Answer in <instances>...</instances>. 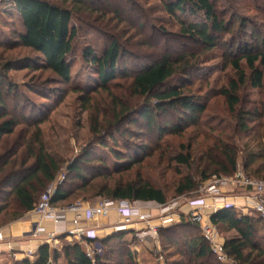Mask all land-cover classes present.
Segmentation results:
<instances>
[{
    "label": "rangeland",
    "instance_id": "374dc122",
    "mask_svg": "<svg viewBox=\"0 0 264 264\" xmlns=\"http://www.w3.org/2000/svg\"><path fill=\"white\" fill-rule=\"evenodd\" d=\"M48 1L75 12L81 10L73 19L80 33L71 56L72 82L69 85L45 70L39 55L13 45L18 41L14 31L21 29V25L10 7V1L0 3V66L6 73L1 84L5 103L2 105L0 102V126L6 120L14 122L12 132L2 136L0 141V209L5 208L0 215V231L4 235L11 224L38 217L32 212L13 220L14 214L20 210L12 199H6V189L3 187V182L12 173L16 174L33 164L28 157V146L31 142L34 145L38 133L45 151L62 164L53 184L61 183L64 175L66 177L60 185L67 182L69 165L76 160L81 161L87 154H91L88 162H94V165L84 166V183H87V187L83 188L78 181H68L72 196L56 208L79 202L91 205L95 186H114L119 181L140 180L164 191L167 198L165 206L178 204L173 212L181 218L175 220L190 222L184 215L185 206L189 200L202 196L201 187L198 192L177 196L176 190L182 178L191 177L197 183H202L203 172L210 175L209 181L219 178L215 173L219 169L210 164V155L215 154L218 161H223L218 158L221 142L238 149L237 169L245 173L247 152H256L258 146L264 144V80L261 89H254L250 83L240 88V103L235 107V112L230 110L226 98L221 94L231 81L237 79L229 62L240 56L237 53L239 44H254L256 38L264 41V0H211L219 20L225 22L229 30L217 35V47L213 51H207L202 45L180 34L178 18L191 23L201 22L203 17L200 15L193 20L188 15H179L178 18L170 16L165 11L167 0H87L88 8L84 9L65 0ZM113 41H117L123 51L119 63L120 74L107 85L108 89L99 88L93 79L96 73L83 60L82 54L85 48L90 47L101 55ZM263 48L261 46L260 51L264 52ZM166 55L173 60L186 56L189 71L179 72L170 81V86H177L183 89L186 96L202 100L205 112L194 126L179 113L159 114L157 128L150 130L138 115L139 106L145 98L134 93L133 78L141 66ZM8 64L12 69L6 72L5 66ZM256 66L264 72L261 61ZM241 68L249 78L251 72L246 61L241 62ZM123 105L129 108L130 113L117 123L116 117L121 116ZM255 110L261 118L256 117L252 122L245 120L243 124L247 132L242 131L238 116ZM6 113L9 115L7 119L4 118ZM111 135L113 137L109 138ZM102 143L112 149L100 148L99 144ZM115 152L120 153L119 156L122 160L126 159V163L118 164L113 157ZM179 156H190V165L177 163L175 160ZM130 157L141 161L128 170L130 164L127 159ZM98 159L106 161L111 178L98 177V174H105L103 171L95 172ZM116 170L119 173H115ZM250 172L248 174L252 175ZM235 195L246 197V192H235ZM237 211L246 216L251 213L253 217H259L255 212L241 207ZM205 219L208 221V213ZM259 228L258 243L264 249V224ZM218 234L220 248L227 239L237 236L234 231L220 229ZM196 235L199 233L190 228L177 230L173 237L176 246L167 248L166 241L159 240L157 229L155 236L160 246L154 244L144 264H158L161 261L163 264H236L231 260L221 261L215 252L216 259L197 261L186 250V242ZM4 237L0 245H9L10 240ZM89 248L94 256L95 245ZM126 248V242L115 241L108 249L115 256L125 257ZM9 254L14 255L12 252ZM255 258L254 264H264L263 259ZM116 261L114 259L110 264H117ZM11 263L16 264L14 259Z\"/></svg>",
    "mask_w": 264,
    "mask_h": 264
},
{
    "label": "trees",
    "instance_id": "16d2710c",
    "mask_svg": "<svg viewBox=\"0 0 264 264\" xmlns=\"http://www.w3.org/2000/svg\"><path fill=\"white\" fill-rule=\"evenodd\" d=\"M10 7L17 15L21 29L15 30L14 35L17 42L14 46L22 47L39 55L42 61V66L45 70L50 71L62 83L69 85L72 82V62L71 56L74 53L75 42L79 36L80 29L73 24V19L76 13L70 8H65L51 3L48 0H9ZM71 2L80 9L88 8L87 0H65ZM165 11L173 17L188 15L195 20L200 15L203 20L200 22L186 23L180 21V34L182 37L188 38L190 41L202 45L207 51H213L217 47V35L227 33L228 28L226 23L219 20L217 10L211 0H167L165 3ZM256 43L239 44L237 53L239 57L230 60L231 67L235 70L237 79L229 83V87L221 92L226 98L229 108L235 112V107L239 105L240 100L238 93L240 88L250 83L254 89H261L263 86L264 72L257 67V62L261 61L264 67V52L260 51V47L264 46V41L256 38ZM264 50V48H263ZM260 51V52H259ZM122 48L117 41H113L111 45L101 55L93 48L87 47L83 51V60L87 62L88 66L94 69L96 76L93 78L97 82L99 88L108 89L107 85L114 81L120 74L119 63L122 58ZM173 60L169 55L160 57L157 61L151 64L141 66L139 71L133 78L134 93L145 101L139 106V117L145 122L148 129L157 128V117L159 114L169 115L170 113H179L186 118V122L190 125H197L201 116L205 112V106L202 100L196 97L186 96L183 89L177 86H170L172 81L179 72L189 71L188 61L186 56H181ZM246 61L250 69V77H247L245 71L241 68V62ZM11 64L5 66L6 72L11 70ZM6 73L2 71L0 66V102L5 103L3 99L2 81ZM12 88V86L10 87ZM88 90V88H85ZM85 90V91H86ZM80 91V90H79ZM0 103V104H1ZM121 116L116 117L117 123L121 118H124L130 113V110L125 105L121 106ZM258 112H247L246 115L240 114L238 120L242 125V131L247 132L245 120L255 121V118H261ZM5 119L9 118L7 113ZM14 122L6 120L0 126V141L2 136L12 132ZM176 130H180L176 128ZM113 137L112 135L109 136ZM39 133L35 135V143L31 142L28 146L29 158L33 160V164L19 171L12 173L3 182L5 190L4 195L6 199H12L19 208L20 212L14 214L13 220L22 218L25 214L32 213L38 205L41 195L46 191L50 184L56 181L58 174L62 169V164L59 163L53 156L48 154L40 140ZM116 139L115 137L113 138ZM38 143V144H37ZM37 145V146H36ZM117 145V144H116ZM100 148H111L106 143L99 144ZM219 157L223 161H218L215 154H211V162L213 166L217 167L215 173L219 176L233 177L237 172L238 167V149L231 144L221 142L218 146ZM259 150L247 152V160L245 163V173L247 177L264 181V144L258 146ZM112 149V148H111ZM120 153H113L118 164L126 163V159L122 160ZM91 154H87L81 161H74L67 169V182H81L82 187H87L84 179V166L94 165V162H88ZM90 161V160H89ZM129 170L132 166L139 164L140 159L130 157L127 159ZM180 165L189 166L190 156H179L175 160ZM106 161L98 159L96 161V173L103 171L105 174H98V177L111 178L112 174L106 166ZM127 164V165H128ZM256 164H259L256 168ZM100 165V167H99ZM121 165V164H120ZM126 165V164H125ZM249 170L251 174L249 175ZM115 173H119L116 170ZM202 183H197L191 177L182 178L176 190L177 196H184L198 192L210 179V175L202 173ZM64 182L59 185L53 197L52 203L54 206L62 204L69 200L72 192L69 190V185ZM89 187V186H88ZM93 187V186H92ZM95 192L91 198L93 202L101 200L114 201H129L132 203H152L165 206L167 198L163 190L154 187L151 183L136 181L124 182L119 181L114 186L104 184L100 187L93 188ZM4 200L5 202L7 200ZM60 206V208H67L72 206ZM5 211V208L0 209V215ZM211 223L219 230L227 232H236L237 236L227 239L222 246V252L227 258L236 264H254L255 257L264 260V249L258 243L260 225L264 224V219L261 217H253L250 215H243L234 208L222 209L211 216ZM193 229L199 233L186 242L187 252L197 261H212L216 259L212 245L202 234L199 225L193 222H181L171 227L160 228L158 234L159 240L166 241V247L176 246V240L173 239L176 231L181 229ZM126 232H120L113 237L107 238L103 241L88 240V244L95 245V253L93 258L88 256L81 246L75 244L70 245L64 249L65 264H110L114 259L117 264H136L132 253L126 248L125 257L114 255L109 250L111 243L123 242ZM160 240V241H161ZM161 241V242H162ZM163 241V242H164ZM183 254V253H181ZM255 254L257 256H255ZM168 257V256H166ZM61 256L59 253H53L49 245H44L38 251V259L35 261L25 260L16 264H58ZM168 259V258H167ZM221 262V261H220ZM222 263V262H221Z\"/></svg>",
    "mask_w": 264,
    "mask_h": 264
},
{
    "label": "built area",
    "instance_id": "2783aa9c",
    "mask_svg": "<svg viewBox=\"0 0 264 264\" xmlns=\"http://www.w3.org/2000/svg\"><path fill=\"white\" fill-rule=\"evenodd\" d=\"M4 1L5 0H0V3ZM65 177V175L62 177L61 183ZM61 183L53 184L48 188L40 198L34 213L42 219L53 221L55 224L64 222L66 220V215L69 213L74 214V234L78 236L82 242H86L85 239L97 240L94 231H87L81 227L80 222L83 220L91 221L98 217H107L110 212L116 211L123 218V223L114 228L117 232L127 230L135 221L146 223L152 220V215L146 213L140 204L129 201L101 200L91 207L84 202H79L70 207L58 209L53 205L52 200ZM230 188L234 190L230 191ZM236 189H242L246 192V197H244L245 206L243 209L251 210L264 219V181L251 179L247 177L242 170H238L233 177H215L201 187L200 192L202 196L187 202V205L191 209L190 213L186 216L187 219L199 225L204 237L210 241L213 251L219 256V259L224 262L229 259L222 252V248L218 246L219 234L217 227L209 220L206 221L205 210L208 208V200H213L216 204L223 205L221 209L220 207H215L214 214L222 209L234 208L238 210L239 207L237 204L227 202L228 195L234 194L232 192H235ZM177 205V203L171 206L157 205L156 209L159 211V219L163 222V225H171L175 222V218H178L173 212ZM154 232L157 234L156 229ZM42 234H44V229L36 228L34 236L37 237ZM4 238L3 233L0 231V243L4 242ZM87 254L93 258L90 250L87 251Z\"/></svg>",
    "mask_w": 264,
    "mask_h": 264
},
{
    "label": "crops",
    "instance_id": "0c3cea01",
    "mask_svg": "<svg viewBox=\"0 0 264 264\" xmlns=\"http://www.w3.org/2000/svg\"><path fill=\"white\" fill-rule=\"evenodd\" d=\"M229 190L233 191L234 189L230 188ZM240 191L242 192L243 190L236 189L235 192ZM235 192H232L234 194L228 195L227 202L235 203L238 207L243 208L245 206V198L240 195L236 196ZM98 202L99 201L93 202L89 206H94ZM207 204L208 208L205 210V215L208 213V220H210L211 216L214 214L215 207H220V209L223 208L222 204H216L213 200H208ZM156 205L157 204L152 203H140V206L144 211L152 215V220L146 223L135 221L127 230L120 231L126 232L122 241L127 243V248L130 253H132L136 264H144V259H149L148 254L149 251L153 249L154 244L160 246V241L156 238L154 230L168 227V225H163V222L159 219V211H157ZM185 211L184 215L186 216L191 211L187 203ZM250 216H253V214L250 213ZM178 218L181 217L178 216ZM175 219H177V217ZM74 220L75 215L69 213L66 215V220L59 224H55L51 220L42 219L39 216H34L33 219H29L23 223L11 224L4 231V235L10 240L9 245H0V263L12 264V259L15 260V263L25 260H31L33 262L38 259V251L44 245H49L52 254L56 252L59 253L61 258L59 259L58 264H65L64 249L70 245L77 244L87 253L90 249L89 246L92 244H86L85 242L80 241L78 236L74 234ZM122 223L123 218L118 212L112 211L107 217H98L91 221L83 220L80 222V225L87 229V231H94L97 240L103 241L120 233L114 228ZM179 223H181L180 220H175V223L173 224L176 225ZM36 228L44 229V234L37 237L34 236ZM24 238H27L28 240ZM10 252L14 253V255L9 254ZM30 253L32 256H29ZM157 263L163 264L162 261Z\"/></svg>",
    "mask_w": 264,
    "mask_h": 264
}]
</instances>
